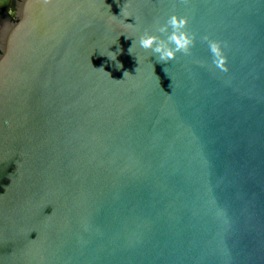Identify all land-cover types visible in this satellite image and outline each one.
Returning <instances> with one entry per match:
<instances>
[{
    "label": "water",
    "instance_id": "obj_1",
    "mask_svg": "<svg viewBox=\"0 0 264 264\" xmlns=\"http://www.w3.org/2000/svg\"><path fill=\"white\" fill-rule=\"evenodd\" d=\"M9 1L0 264H264V0Z\"/></svg>",
    "mask_w": 264,
    "mask_h": 264
},
{
    "label": "clouds",
    "instance_id": "obj_2",
    "mask_svg": "<svg viewBox=\"0 0 264 264\" xmlns=\"http://www.w3.org/2000/svg\"><path fill=\"white\" fill-rule=\"evenodd\" d=\"M48 2L50 0H44V3ZM187 24V17L172 15L166 23L156 29L159 35L144 32L139 38V45L145 50H151L157 61L161 63L174 60L178 53L189 55L195 43V35L186 31ZM203 40L208 44L213 65L217 69L227 72V57L224 54L221 42L211 40L208 36H204Z\"/></svg>",
    "mask_w": 264,
    "mask_h": 264
},
{
    "label": "flooded vegetation",
    "instance_id": "obj_3",
    "mask_svg": "<svg viewBox=\"0 0 264 264\" xmlns=\"http://www.w3.org/2000/svg\"><path fill=\"white\" fill-rule=\"evenodd\" d=\"M16 1L17 0H10L9 3L11 6L15 7ZM13 22H15L14 17L10 18L5 14L1 15L0 17V26L2 25L1 29H4L6 25H8L9 23H13Z\"/></svg>",
    "mask_w": 264,
    "mask_h": 264
}]
</instances>
